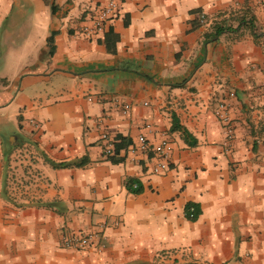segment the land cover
I'll list each match as a JSON object with an SVG mask.
<instances>
[{"label": "crops", "instance_id": "crops-1", "mask_svg": "<svg viewBox=\"0 0 264 264\" xmlns=\"http://www.w3.org/2000/svg\"><path fill=\"white\" fill-rule=\"evenodd\" d=\"M104 1L0 0V264H264V0Z\"/></svg>", "mask_w": 264, "mask_h": 264}, {"label": "built area", "instance_id": "built-area-1", "mask_svg": "<svg viewBox=\"0 0 264 264\" xmlns=\"http://www.w3.org/2000/svg\"><path fill=\"white\" fill-rule=\"evenodd\" d=\"M119 9V0H105L100 5L96 13L88 18L89 23L84 24L82 27H80L78 32L89 38H94L103 34V32H105L107 24L115 17ZM201 20H205V14L203 13L201 14ZM228 109V102L225 100H221L217 105L216 114L225 123L228 135H231L233 129L228 117ZM99 121H102V118H99L98 122ZM102 139L104 141V154L106 155V157H109L115 152V139L107 131L102 132ZM138 148L142 150H148L149 148L148 140L144 134H140L138 136V143H131L128 146V149L130 151H134ZM163 165L164 164L162 163H158L154 167V171L161 172ZM99 239L100 236L98 232H73L65 236L64 245L67 247L83 248L92 244H96L101 248L104 246V243H101Z\"/></svg>", "mask_w": 264, "mask_h": 264}, {"label": "trees", "instance_id": "trees-1", "mask_svg": "<svg viewBox=\"0 0 264 264\" xmlns=\"http://www.w3.org/2000/svg\"><path fill=\"white\" fill-rule=\"evenodd\" d=\"M222 28L223 26H217L215 34H219L222 31ZM54 34L55 32H52V34L48 38V41L51 43V51H53L52 43H53ZM118 38H119V35L110 27L105 35V42L108 48L115 50L114 45H115V42L118 40ZM193 143H195V141ZM129 144H130V140L126 136L118 135L117 139H115V152L114 154L110 155L109 158L112 161H118L122 159L121 150L123 148H126ZM84 161L85 159L81 160L78 163L81 164ZM55 165H59V164H55ZM60 165H65V164L63 163ZM135 183L138 184L137 187H134ZM126 184L130 189H132L135 192H140L142 190V186L139 185L138 181L135 178H131V177L128 178L126 181ZM191 204H192L191 202L188 204V209L191 206Z\"/></svg>", "mask_w": 264, "mask_h": 264}]
</instances>
